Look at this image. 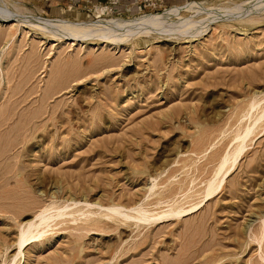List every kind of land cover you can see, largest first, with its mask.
<instances>
[{"label": "rangeland", "instance_id": "rangeland-1", "mask_svg": "<svg viewBox=\"0 0 264 264\" xmlns=\"http://www.w3.org/2000/svg\"><path fill=\"white\" fill-rule=\"evenodd\" d=\"M262 95L264 0H0V264H264V115L203 193Z\"/></svg>", "mask_w": 264, "mask_h": 264}, {"label": "bare ground", "instance_id": "bare-ground-1", "mask_svg": "<svg viewBox=\"0 0 264 264\" xmlns=\"http://www.w3.org/2000/svg\"><path fill=\"white\" fill-rule=\"evenodd\" d=\"M62 25L66 26L65 24H62ZM261 100H264V95H262L261 97H258V98L256 96L253 97L250 100V102L248 103L247 108L244 111V113L242 114L241 118H238V119H242V118L247 116L248 120H245L244 123L240 127H238L235 134H233L234 138L237 140V145L235 144L234 150L231 151L229 154H226L225 156H223V158L221 159L220 165H218V168L215 169L208 186L203 191L204 196L211 194L213 192L214 188L220 184L224 174L229 170L232 163H234V158L239 153L241 148H243V146H244L243 141L245 140L246 136L252 130L251 129L252 126H255L254 124L257 122L259 114H260V116L264 115V104L259 106ZM226 163H229V164H227L225 166ZM186 197L188 198L189 196L186 195ZM165 201H166V199L161 200V201L160 200L155 201L154 205L165 202ZM199 201L192 202V203L188 204V206H183L184 201L182 199H180L178 201H173V202L167 203L165 209H163V207H159V206L158 207H155V206L136 207V208L128 209L122 205L110 204V205L106 206L105 208H103L98 214H99L100 218H106L108 220L111 219L114 221L116 220L117 217L122 216V217H124V220H122L123 223H126L125 220H130V221H133V223H135V220L140 221V220L149 219V218L156 220V219L171 217V216H177L178 217L181 214H184L186 212H189V211H192L193 209H195L198 206ZM53 209H57V210L53 211ZM46 210H52V212H50L47 215H44L45 218H47V217H59L63 214H65V215L69 214L72 216V219H75L78 216H80V218H81L83 216L81 219V220H83V223L88 222L90 220L89 217L95 213V211H93L92 208H90L88 204H86L85 207H81V206L77 205V203H73V204L72 203H64L63 205H60V204L54 205V202H52L50 207L45 206L43 209H41L39 212V215L42 216V214ZM65 210H67V211H65ZM122 217H120V218H122ZM36 220H37V218H34L32 221H30V222H28V223H26L20 227L18 239H17L18 243H20L24 237H26L24 239V240H26V239H29L33 236H36L38 234L40 235L43 233V229L45 228L44 225L40 226L41 230H38L36 228L33 229L34 225L36 224ZM99 221H101V220H99ZM3 247H4L3 250H4V254H5V251L8 247L5 245H3ZM1 264H19V260H18V258L4 257Z\"/></svg>", "mask_w": 264, "mask_h": 264}]
</instances>
